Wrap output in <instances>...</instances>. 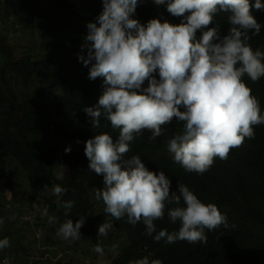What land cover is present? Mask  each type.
<instances>
[{
    "label": "trees",
    "instance_id": "16d2710c",
    "mask_svg": "<svg viewBox=\"0 0 264 264\" xmlns=\"http://www.w3.org/2000/svg\"><path fill=\"white\" fill-rule=\"evenodd\" d=\"M260 2L264 4V0ZM102 10V0H0V14L9 15L15 23L22 16L42 40L39 49L20 52L9 32L0 28V218L5 219L0 227H10L9 232H0V239L10 240V246L0 250V264H77L67 250L69 260L63 261L58 259L61 253L57 249L44 243L47 251L42 255L39 245L28 239L25 216L33 218V233L42 234L43 241L59 239L74 253L87 254L84 243L100 244L107 251L118 240L116 252L107 254V264H129L145 256L160 259L162 264H264V124L254 128V138H245L242 146L230 150L227 159L215 158L203 175L186 172L168 151L169 141L183 133L180 121L162 126L163 135L155 140L145 130L130 143L128 157L138 155L150 171L164 172L172 191L178 183L184 184L202 203L215 204L226 215L228 227L206 230V244L154 241L160 230H178L179 222L173 224L167 215L177 205L166 206L164 219L154 222L156 233L147 236L142 222L132 226L126 217L116 221L104 212L103 202L95 199L96 189L104 187L103 177L89 169L85 142L101 133L115 142L119 129H113L103 116L99 128L91 127L83 110L98 102L103 81L88 79L91 65L85 67L78 54L87 35L86 25L95 22ZM252 15L261 31L249 43L253 50L264 51V10L253 8ZM132 18L144 25L151 19L173 25L181 20L153 0H138ZM210 27H218L221 36L226 35L230 28L227 14H217ZM153 75L159 78L158 73ZM243 79L264 115V77L256 83L247 76ZM143 86L147 87V81ZM68 147L71 151L65 153ZM12 160L19 164L23 180L15 174ZM57 185L66 190L61 196L54 194ZM67 201L74 202L70 210L58 206ZM179 206H184L182 201ZM12 213L16 219L7 220ZM80 216L85 223L79 240L64 241L57 236L66 219L75 224ZM49 217H56L57 222L50 225ZM108 220L113 228L107 236L98 237L99 226Z\"/></svg>",
    "mask_w": 264,
    "mask_h": 264
},
{
    "label": "clouds",
    "instance_id": "9594fccd",
    "mask_svg": "<svg viewBox=\"0 0 264 264\" xmlns=\"http://www.w3.org/2000/svg\"><path fill=\"white\" fill-rule=\"evenodd\" d=\"M153 3L165 5L169 14L181 18L180 23L151 19L144 25L132 18L138 0H102L101 14L86 25L78 60L85 67L91 65L89 80L102 78L103 92L94 106L83 111L93 129L101 126L103 116L113 129H119V135L115 142L107 133L95 135L85 142L84 154L89 169L103 177L104 187L96 189L95 199L103 202L104 212L112 219L126 217L132 226L142 222L145 234L153 236L154 222L164 219L166 206L177 205L169 208L167 215L173 224L179 222L178 230H160L154 241L206 244V230L228 227L226 215L215 204L202 203L184 184L178 183L172 191L164 172L150 171L140 156L127 154L130 143L145 130L151 133L149 139L155 140L163 135L162 126L175 119L183 123L184 130L169 141L173 162L188 173L203 175L215 158L227 159L230 150L242 146L245 138H254V128L264 124V115L243 78L256 83L264 77V51L253 50L249 43L261 31L252 9L264 10V4L260 0L254 4L249 0ZM220 13L227 14L230 25L223 36L218 27H210ZM70 151V147L65 149V153ZM53 191L61 196L66 190L57 185ZM181 201L184 206H179ZM73 203L58 206L70 210ZM68 214L66 211L65 216ZM15 219V213L7 217ZM4 222L0 218V224ZM56 222V217L48 218L50 225ZM84 223V216L75 224L66 219L56 234L64 241H77ZM112 228L111 220L104 221L98 237L107 236ZM9 246V238L0 239V250ZM117 247L112 245L110 250ZM93 251L104 255L100 244L94 245ZM129 264L162 261L145 256Z\"/></svg>",
    "mask_w": 264,
    "mask_h": 264
},
{
    "label": "rangeland",
    "instance_id": "374dc122",
    "mask_svg": "<svg viewBox=\"0 0 264 264\" xmlns=\"http://www.w3.org/2000/svg\"><path fill=\"white\" fill-rule=\"evenodd\" d=\"M16 23L14 22V19L12 21V19L9 15H5L4 13L0 14V28L3 31H5L6 34H8L7 32H9L10 39L14 42L15 48L17 51L28 53V52H32L36 49H39L41 47V44H42V40L39 36V33L35 32V30H33V29H30V25L27 24L26 19H24L22 16H20L17 19ZM12 25H13V27H12ZM1 62H2V58L0 57V66L2 64ZM11 162H13V164L16 165L17 171L15 170V174L18 172L17 177L20 180H23L25 177H24L23 172L20 169L19 164L13 160ZM1 191L2 190L0 188V192ZM5 192H4V195L8 199H10L8 192L7 193H5ZM27 217H28V220H25V219H27ZM23 219H24L23 221L25 223H28V226H29L28 231H30V232L28 234V239L39 245L40 253L42 255L47 251L46 247H44L43 245L47 244V245H45V246H47V248H49V247L55 248L61 253L60 257L58 258L60 260H63V261L69 260V258H67L65 255L68 251L70 253V255H72L76 259L75 262L77 264L78 263L79 264H107V260H106L107 254L109 252H116V250L115 251L110 250L112 248V245H113L112 244V245H109L108 247H106L107 251L104 250V255L100 256L99 254H97L96 252L93 251L94 245H91L90 243H84V247L87 250V254H82L81 252L74 253L73 251L68 250L63 244H61L59 239H54V241L53 240L50 241V239H52V238H49V240L43 241L42 237L40 236L42 234L36 233L35 230L33 233V230L31 228V221L33 218H30V216H25ZM9 230H10V227H8V226L4 225V226L0 227V232H2V233L9 232ZM114 233H115V235H118V233L116 231H114ZM115 242L117 245L120 244V242L118 240H116ZM47 256L48 255H46V257Z\"/></svg>",
    "mask_w": 264,
    "mask_h": 264
}]
</instances>
